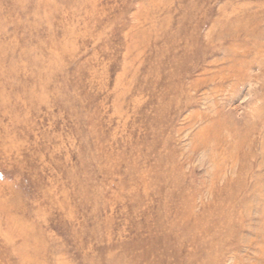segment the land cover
Segmentation results:
<instances>
[{
    "label": "rangeland",
    "instance_id": "obj_1",
    "mask_svg": "<svg viewBox=\"0 0 264 264\" xmlns=\"http://www.w3.org/2000/svg\"><path fill=\"white\" fill-rule=\"evenodd\" d=\"M263 136L264 0H0L1 264H264Z\"/></svg>",
    "mask_w": 264,
    "mask_h": 264
},
{
    "label": "bare ground",
    "instance_id": "obj_2",
    "mask_svg": "<svg viewBox=\"0 0 264 264\" xmlns=\"http://www.w3.org/2000/svg\"><path fill=\"white\" fill-rule=\"evenodd\" d=\"M252 117L253 118H257V115L256 114H253ZM257 119H259V117ZM250 120L254 123V121L252 119H250ZM232 129H234V128H232ZM224 130L225 129H224L223 123H219L218 125L215 124L212 128H206V129L202 130V132L199 135H200V138H202L203 140H205V137L208 134H211L212 138L214 136H216L217 137V139H216L217 140V144L219 146H224L223 144L225 143V138H230V136H228V135L227 136H224L223 135L222 131H224ZM232 135H233V133H232ZM259 135H260V133L258 134L257 129H252V128H247V130H244L241 134L235 132V134L233 135V137L235 139V144H236L234 149H236V148H240V150L243 149V148L251 149L252 147H254V143L257 140V137ZM261 140H262L261 141V143H262L261 154L264 157V136L261 138ZM226 143H229V141L226 142ZM220 150L222 151L223 150V147L222 148L220 147ZM226 154L228 156H230L231 158H233V152H228ZM221 172H224V170H221L220 173ZM4 201H5V199H0V204L3 203ZM9 217L12 220L11 215H9ZM6 220L8 221L7 216H6ZM5 232H7L6 229H5ZM22 232H25V229H20V230H17L16 231V233L18 235H22ZM7 241L10 242L9 239ZM24 247H25V243L22 242V244L19 246V249L17 250V254H18L19 257H21L24 254Z\"/></svg>",
    "mask_w": 264,
    "mask_h": 264
}]
</instances>
